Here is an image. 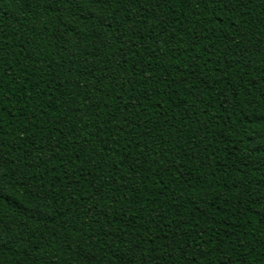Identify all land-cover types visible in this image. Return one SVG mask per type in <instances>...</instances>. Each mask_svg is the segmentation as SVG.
<instances>
[{"label":"trees","instance_id":"obj_1","mask_svg":"<svg viewBox=\"0 0 264 264\" xmlns=\"http://www.w3.org/2000/svg\"><path fill=\"white\" fill-rule=\"evenodd\" d=\"M0 264H264V0H0Z\"/></svg>","mask_w":264,"mask_h":264}]
</instances>
